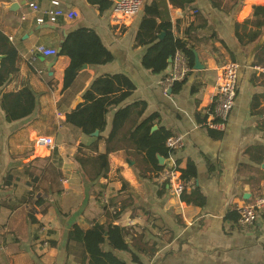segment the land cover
Instances as JSON below:
<instances>
[{
	"label": "crops",
	"instance_id": "obj_1",
	"mask_svg": "<svg viewBox=\"0 0 264 264\" xmlns=\"http://www.w3.org/2000/svg\"><path fill=\"white\" fill-rule=\"evenodd\" d=\"M30 1L46 7L51 0H21L10 7L0 4V32L10 48L9 54H0V74L6 73L0 98L10 94L23 99L22 94L28 93V110H33L26 118L6 122L0 109V264H86L82 244L68 241L66 232L73 223L86 227L93 219L108 221L100 193L89 195L95 187L80 181L70 160L74 150L68 155L62 149L38 155L34 139L41 135L37 128L42 123L44 130H52L54 124L53 135L48 136L55 147L58 134H72L70 129L58 128L64 115L58 117L57 112L64 114L81 102L78 99L93 77L113 74H123L134 88L106 113L102 153L112 113L119 106L130 105L131 115L138 121L152 113L158 115L152 124L156 128L151 130V126L150 131L165 128L184 136L183 146L169 151L165 158L172 160L173 168L183 169L191 162L195 176L193 186L183 193L190 197L186 201L149 173L152 167L141 162L143 152L127 154L119 149L108 153V169L99 179L102 195L126 207L111 222L122 228L119 235L112 234L115 248L105 241L103 250L114 252L125 264H136L127 247L143 264H264V224L258 220L242 229L235 222L239 207L264 194V90H256L264 86V72L250 68L264 43V27L248 44L247 36L238 40L234 29V23L249 19L256 6H250L240 18L242 0H194L184 8L168 4L174 34L180 37L195 22L191 35L201 40L194 48L200 67L194 68L192 63L188 75L174 85L176 91L171 88L170 93H163L159 81L168 66L159 73L144 69L141 57L146 46L134 45L141 10L129 19L113 10L114 0L101 12L86 0H57L64 8L76 9L78 17L36 23ZM77 27L90 28L100 36L110 61L82 65L70 86L62 89L68 58L36 54L30 61L29 52L40 44L57 50L62 32ZM217 40L226 44L239 64L235 103L222 132L204 126L211 117L219 68L230 61ZM51 80H55L53 89ZM44 115H48L50 127L43 122ZM38 157H48L59 170L64 188L60 195L35 189L37 184L28 172L33 174L37 163H32V169L27 166ZM69 168L71 175L66 174ZM88 201L102 206V217L101 209L88 208L96 207ZM136 216L139 218L129 224L128 219ZM131 238L138 240L139 251L132 248Z\"/></svg>",
	"mask_w": 264,
	"mask_h": 264
},
{
	"label": "trees",
	"instance_id": "obj_2",
	"mask_svg": "<svg viewBox=\"0 0 264 264\" xmlns=\"http://www.w3.org/2000/svg\"><path fill=\"white\" fill-rule=\"evenodd\" d=\"M90 4L97 6L99 12L110 7L112 0H86ZM194 0H154L151 3H144L141 6V17L134 34L135 46H146V50L141 57V65L144 69L153 73H159L168 66V59L171 58L176 50H180L188 59V65L193 63V52L197 42H200L196 36L191 35L193 30V20L182 31L179 37L174 34L170 27L168 17V4L171 7L184 8L192 4ZM194 19L199 22L201 19L194 13ZM205 23V21H203ZM203 26V25H202ZM264 27V5L254 7L249 19L243 22H235V35L242 39L247 36L248 43L256 40ZM164 30L161 38L157 34ZM244 33V34H243ZM220 50L228 54L230 61H234L233 54L227 50L224 42L217 40ZM211 43L215 44L214 41ZM215 50L218 48L215 47ZM10 48L6 44L4 35L0 32V54H9ZM59 55H65L68 58V65L63 70L62 89L70 86L78 70L82 65H98L110 61V54L102 44L100 36L92 29L87 27H77L66 32L60 45ZM253 64L264 66V43L253 57ZM6 73L0 74V86L4 83ZM50 89L54 88L55 80H51ZM134 88L133 83L123 74L98 75L91 79L88 86L81 93V102L64 113V124L70 129L72 134L85 137L86 140L79 141L71 156V161L75 165L76 172L83 184L89 188H101L98 185L99 179L108 169V153L119 149H124L127 154L143 152L141 157L143 166H151L149 173L159 179V173L167 166L159 164L157 156L165 158L168 150L162 147L161 142L167 136L171 135L169 130L158 128L150 131L153 121L157 119V114L152 113L137 120L131 115L130 105L117 107L111 116L110 127L106 134L105 153L100 151L99 142L96 137L89 133L98 129V134L106 128V113L109 108L117 106L126 99L127 95ZM172 90L175 92L174 85ZM10 94H5L0 98V109L3 111L6 122H14L29 116L33 110H28L30 95L23 93V99L16 97L14 99ZM12 98V99H11ZM253 105V102L252 104ZM44 115L45 125L51 126V122ZM52 130H44L43 123L39 124L38 131L41 135H53ZM37 163L32 172H28L32 180L36 182L35 189L44 193L50 192L53 195H60L64 192L61 182V174L56 166L48 160V157H38L28 162L27 168L32 163ZM179 171V178L182 180L192 179L195 176V167L191 162H187L183 169L173 168ZM98 192V191H97ZM184 193V192H183ZM182 193L181 198L190 201V197ZM193 193V192H192ZM190 194V196L192 195ZM197 197H202L197 193ZM110 199V198H109ZM108 199L104 204V214L108 219L103 222L99 219H93L90 225L82 227L78 224H71L66 232L68 241H78L82 244V253L86 264H125L112 251H104L102 246L105 241L113 245L112 234L119 235L122 228L111 224L117 219L125 209L124 203H113ZM102 217V212L101 215ZM99 216V217H100ZM31 220L34 219L31 217ZM107 223V224H106ZM138 240L131 238L132 248L138 250ZM130 246V244H128ZM115 248V247H114ZM131 261L136 264H143L137 259L129 247ZM139 251V250H138Z\"/></svg>",
	"mask_w": 264,
	"mask_h": 264
},
{
	"label": "built area",
	"instance_id": "obj_3",
	"mask_svg": "<svg viewBox=\"0 0 264 264\" xmlns=\"http://www.w3.org/2000/svg\"><path fill=\"white\" fill-rule=\"evenodd\" d=\"M249 5L263 6L264 0H244ZM144 0H118L114 1L113 10L119 17L132 18L141 9ZM28 7L36 13L35 22H56L60 18L74 19L79 13L76 9H67L60 5L57 0H51L46 7H41L35 2L30 1ZM56 48L45 45H36L29 52V60L33 61L36 54L41 56H54ZM239 64L236 61H226L220 68L217 75V86L213 94L211 117L205 122L204 126L219 132L224 131L230 110L235 103L237 93V70ZM250 68L255 72H264L263 65L251 64ZM188 59L180 51L176 50L171 57V61L165 71L163 78L159 81L163 93L170 90L173 85L182 81L190 72ZM63 113L57 112L58 117H63ZM64 120V119H63ZM59 129H69L64 122L58 123ZM34 143L50 151L55 147V141L49 137L40 135L35 137ZM184 144L182 134H171L162 140V147L169 151L180 149ZM179 171L172 168H163L159 173V180L166 182L172 194L181 199L182 193L193 186V180H182L179 178ZM101 204H107V196L99 195ZM108 207V206H107ZM105 207V208H107ZM135 218L128 219V223H133ZM260 220L264 224V194L257 196L249 204L242 205L237 209L236 224L242 229H247Z\"/></svg>",
	"mask_w": 264,
	"mask_h": 264
},
{
	"label": "rangeland",
	"instance_id": "obj_4",
	"mask_svg": "<svg viewBox=\"0 0 264 264\" xmlns=\"http://www.w3.org/2000/svg\"><path fill=\"white\" fill-rule=\"evenodd\" d=\"M229 1H233V0H229ZM51 58V57H50ZM169 65V64H168ZM97 138V140H100L102 138V135L101 134H97V136H95ZM57 139V140H56ZM56 147L54 148V150H58V149H62V151L68 155V153L72 152V150L75 149L77 143L79 141H84L86 140L85 137L83 136H79V135H76V134H67V132H62L61 134H58L57 137H56ZM98 145H100V151L102 149V143L99 142ZM40 151L42 152V155H45L47 152H49L48 150L44 149L43 147H40ZM36 150V149H35ZM71 163V162H70ZM66 174L67 175H71V170L69 168V170H66ZM98 185H102V180H100L99 182H97ZM98 191V194L100 193L102 195V189L98 187V189H94L93 193H91V190L88 192L89 195H97V192ZM80 192V190L78 191ZM87 204H89L90 206H94L95 202L94 201H88L86 202ZM107 203H108V200H107ZM93 204V205H92ZM96 207H89L88 208H91V209H101L102 206L98 205V204H95ZM103 208L104 205H103ZM101 212H102V209H101Z\"/></svg>",
	"mask_w": 264,
	"mask_h": 264
},
{
	"label": "water",
	"instance_id": "obj_5",
	"mask_svg": "<svg viewBox=\"0 0 264 264\" xmlns=\"http://www.w3.org/2000/svg\"><path fill=\"white\" fill-rule=\"evenodd\" d=\"M114 1H118V0H114ZM59 31H61V30H59ZM164 35V30H162V31H160L158 34H157V37L158 38H161L162 36ZM65 37V34H64V32H62V36H61V39L59 40V42H58V47H57V51H56V54L55 55H58L59 54V51H60V45H61V43H62V40H63V38ZM192 52H193V66H194V68H198V67H200L199 65L200 64H198V61H197V59H196V52H195V50L194 49H192ZM3 56L2 55H0V59L2 58ZM170 61H171V58H169L168 59V63H170ZM256 90L257 91H263L264 90V86H262V85H260V86H258V87H256ZM168 93H170V90H168ZM81 100V98H79L78 99V102ZM78 104V103H77ZM76 104V105H77ZM74 107V106H73ZM72 107V108H73ZM156 127L155 126H152V128H151V130H153V129H155ZM97 134H98V129H94L92 132H90L89 133V135L90 136H97ZM157 159H158V162L160 163V164H164L165 166H167L168 168H172V160L170 159V158H164V157H162V156H157Z\"/></svg>",
	"mask_w": 264,
	"mask_h": 264
},
{
	"label": "bare ground",
	"instance_id": "obj_6",
	"mask_svg": "<svg viewBox=\"0 0 264 264\" xmlns=\"http://www.w3.org/2000/svg\"><path fill=\"white\" fill-rule=\"evenodd\" d=\"M14 2H21V0H0V4H3L5 5L6 7H10V6H14L15 3ZM14 3V5H13ZM250 6L247 2H245L244 0H242V2L240 3V6H239V17L242 18L243 16H245L247 14V12L250 10ZM36 149V148H35ZM35 154H38V155H41L42 152L40 151L39 148H37L35 150Z\"/></svg>",
	"mask_w": 264,
	"mask_h": 264
}]
</instances>
